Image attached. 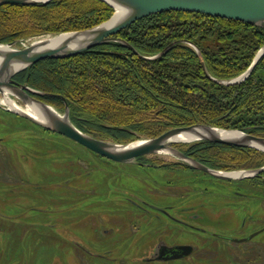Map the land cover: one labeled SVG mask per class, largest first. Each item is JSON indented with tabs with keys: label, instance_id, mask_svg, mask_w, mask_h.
<instances>
[{
	"label": "trees",
	"instance_id": "1",
	"mask_svg": "<svg viewBox=\"0 0 264 264\" xmlns=\"http://www.w3.org/2000/svg\"><path fill=\"white\" fill-rule=\"evenodd\" d=\"M112 13L113 8L101 0L0 4V42L87 28ZM114 36L145 56L174 40H189L200 49L208 73L225 80L245 71L264 44L262 27L182 10L139 18ZM14 79L56 94L35 96L61 112L64 102L58 95H62L71 121L100 139L128 143L193 123L264 136V52L252 72L232 84L208 77L194 48L181 41L153 60L120 42L107 41L69 57L39 60ZM183 146L185 154L214 169L264 165V152L250 147L207 140ZM255 178L264 181V172L251 177Z\"/></svg>",
	"mask_w": 264,
	"mask_h": 264
},
{
	"label": "rangeland",
	"instance_id": "2",
	"mask_svg": "<svg viewBox=\"0 0 264 264\" xmlns=\"http://www.w3.org/2000/svg\"><path fill=\"white\" fill-rule=\"evenodd\" d=\"M36 37L18 38L14 46L22 47ZM192 142L173 145L181 150ZM140 161L149 166H139ZM176 163L187 171L163 168ZM188 166L163 152L135 163L102 159L65 136L45 133L0 101V264H264V243L231 240L247 237L264 225V181L217 182L196 168L189 171ZM228 180L243 184V192L258 198L230 203L225 198H191L200 215L192 222L206 233L179 231L182 226L177 223L172 231H165L159 224L164 220L156 223L122 202L131 197L182 206L189 201L180 197L188 194L186 188L200 195L208 186L204 194L215 195L214 184ZM168 190L176 197L171 198ZM158 235L167 242L196 239V245L206 249L195 251L186 261L145 262L142 257L152 246L148 243ZM253 239L264 242V231Z\"/></svg>",
	"mask_w": 264,
	"mask_h": 264
},
{
	"label": "water",
	"instance_id": "3",
	"mask_svg": "<svg viewBox=\"0 0 264 264\" xmlns=\"http://www.w3.org/2000/svg\"><path fill=\"white\" fill-rule=\"evenodd\" d=\"M48 0H0V4H35ZM113 8L111 16L93 26L64 31L56 34H46L34 38L22 47L14 46L16 41L0 42V95L1 104L9 111L30 120L31 122L54 133L61 134L88 150L118 163H135L137 158L149 154L163 152L171 154L187 163L189 166L209 173L222 179H249L264 172V165L258 168L239 169L229 171H242L241 177H229L222 174L227 172L210 168L195 158L185 154L173 144L171 140L175 135L190 132L197 133V140H207L210 142L235 145L240 147H250L264 152V136L253 135L238 129H226L205 123H193L185 126H176L163 133L144 139L134 140L128 143H118L110 140L94 137L80 130L69 117V106L62 95H58L64 102L63 111L57 110L51 104L37 98L35 95H56L41 90L34 89L24 83L14 79L15 74L24 70L29 65L45 58H65L76 55L93 46L107 41H117L131 49L138 56L153 60L163 54L176 42L181 41L191 45L197 53L199 62L205 74L215 81L223 84H232L244 80L253 70L257 60L264 52V44L257 51L251 64L245 71L231 79L213 78L207 71L200 49L189 40H174L167 44L161 51L154 55L145 56L125 39L114 36L121 29L125 28L135 20L166 10H182L200 12L212 16H220L235 20H240L252 25L264 28V0H101ZM119 7L120 12H116L115 7ZM58 36V37H57ZM56 38V39H54ZM5 95H8L19 107L11 108L5 102ZM16 99V100H15ZM24 109H27L26 112ZM237 130L238 137H225L220 132ZM199 131L202 133L200 134ZM223 135V136H222ZM255 233L240 239L233 238L234 241H245L250 239ZM171 255L168 258H180L189 254L192 249L190 245H176L172 247ZM154 259V258H153Z\"/></svg>",
	"mask_w": 264,
	"mask_h": 264
},
{
	"label": "flooded vegetation",
	"instance_id": "4",
	"mask_svg": "<svg viewBox=\"0 0 264 264\" xmlns=\"http://www.w3.org/2000/svg\"><path fill=\"white\" fill-rule=\"evenodd\" d=\"M52 131H49L47 129H45V133H49ZM180 143V142H179ZM100 158H104L102 156L99 155ZM139 158V157H138ZM137 158V159H138ZM107 159V158H104ZM109 160V159H108ZM143 162H139L138 165L139 166H149L146 163ZM169 168L164 166L163 168L165 170L168 171H175V172H184L187 171L185 166L181 165V164H168ZM172 167H177V168H173ZM193 169H189V171H192ZM196 170V169H195ZM201 171V170H200ZM203 172V171H201ZM205 174L211 175L209 173L203 172ZM212 177L216 178L217 182H222L224 179L222 178H218L215 177L213 175H211ZM245 180V179H242ZM224 182V181H223ZM235 182L234 180H228V183L220 185L219 183H215L214 187L216 190L215 195H211V194H204V191L208 190V186H204L205 188L202 190L203 194L200 195H193L194 190L192 189H187L186 192H188V194L186 196L182 195L180 197L183 198H189V201L184 203L182 206H178L175 203H165V204H158V203H154L152 201L143 199V198H131V197H125V200H122V202H124V204H129V206H134L136 212L138 214H144L142 216L150 219V218H154V220L157 223V220H164V222L159 223L162 226H165V231H172L174 226L173 224L177 223L178 225L182 226V228L178 229L179 231H182L184 229H186V231L190 232V231H198L201 233H206L205 229L200 228L199 226L195 225L192 221L193 220H197L199 218V213L198 210H196L195 205H193L191 198H225V200H227L228 203L231 202V200L233 202L237 201L238 198H258L255 194H247L245 192H243L242 188L243 184H239L237 182ZM170 183V182H169ZM168 183V184H169ZM172 183H170L171 185ZM213 185V183H211ZM172 186V185H171ZM174 186V185H173ZM213 187V186H212ZM213 187V189H214ZM247 189L250 188V186H246ZM171 190V189H169ZM166 191L168 192V195L171 196V198H175V194L172 193L171 191ZM264 198V197H261ZM135 212V211H134ZM149 220H146V223ZM170 223L172 225H170ZM257 233L254 234L250 239L245 240V241H234L232 240L233 243H251L252 245H256V244H260V243H264V242H258L256 240L253 239V237L259 233H263L264 231V225H262L261 227L256 229ZM103 234H106L107 232L105 230L102 231ZM211 237L214 238H221L218 234L216 233H209ZM208 234V235H209ZM245 237V236H242ZM154 238V237H153ZM196 239H194L195 241ZM193 240H182V241H175V242H167L165 241L161 235H158L155 237V239H152V241L148 244L152 245L151 247L148 248V253L143 256L142 258L144 259L145 262H151V261H158V262H168L174 259H179L182 261H186V258H190V257H194L195 251H199V250H204L206 248H203L202 246H197L196 243ZM149 242V241H148ZM176 245H190L192 251L185 255L182 256L180 258H168L171 255V249H173L172 247L176 246ZM257 246V245H256ZM154 258V259H153ZM196 259L198 260L199 258L196 257ZM188 262V261H187ZM187 264H193V263H187Z\"/></svg>",
	"mask_w": 264,
	"mask_h": 264
},
{
	"label": "bare ground",
	"instance_id": "5",
	"mask_svg": "<svg viewBox=\"0 0 264 264\" xmlns=\"http://www.w3.org/2000/svg\"><path fill=\"white\" fill-rule=\"evenodd\" d=\"M115 10H116V12H120L119 7H117V6L115 7ZM54 39H56V38H54ZM0 60H1V55H0ZM4 100L9 105V107H11V108H17L18 107L16 105V103L11 98H9L8 95H5ZM24 110L26 112H28L27 109H24ZM217 132H220L225 137L226 136L227 137H238V136H240V132H238L237 130H230L227 132H221L220 130H217ZM199 133L202 134L200 131H199ZM197 139H198V134L197 133H190V132L181 133V134L175 135L171 138V140L176 141L177 143H179V142L180 143L181 142H184V143L185 142H191V141H196ZM222 174H224L225 176L237 178V177L243 176L244 172H242V171H227V172H223Z\"/></svg>",
	"mask_w": 264,
	"mask_h": 264
},
{
	"label": "built area",
	"instance_id": "6",
	"mask_svg": "<svg viewBox=\"0 0 264 264\" xmlns=\"http://www.w3.org/2000/svg\"><path fill=\"white\" fill-rule=\"evenodd\" d=\"M22 44H24V43H22Z\"/></svg>",
	"mask_w": 264,
	"mask_h": 264
}]
</instances>
